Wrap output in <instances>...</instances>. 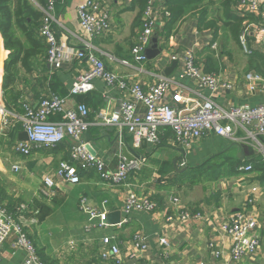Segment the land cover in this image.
Wrapping results in <instances>:
<instances>
[{
	"label": "crops",
	"instance_id": "obj_1",
	"mask_svg": "<svg viewBox=\"0 0 264 264\" xmlns=\"http://www.w3.org/2000/svg\"><path fill=\"white\" fill-rule=\"evenodd\" d=\"M29 1L38 10L46 3V0ZM85 1L55 0L54 15L57 23L54 30L59 43L81 49L82 41L87 40L79 26L77 15L78 6ZM164 1L157 0L159 4L152 8L156 28L147 47L151 49V41L156 38L160 54L152 60L147 59L143 64H136L132 62L130 49L141 30L137 0H105L102 8L109 14L110 29L106 34L90 40L92 52L105 67L144 89L154 86L160 79H169L168 102L180 110L199 104L205 98H211L221 107H254L264 104V96L258 90L249 92L244 81L246 73H255L246 69L248 57L258 54L264 58V48L249 37L251 54L245 55L240 44H235L231 37L222 31L229 26L222 17L225 4L229 3V15L244 16L238 8V0H204L201 6L179 20L169 34L162 30L170 20L169 13L163 7ZM203 8L207 12V21L215 19L218 22L216 26L219 32L215 39L212 30L198 29L199 12ZM262 12L264 6L261 12L253 17V22L260 20ZM35 24L38 27L40 20ZM262 38L264 40V35ZM236 48L242 52L244 58L240 68L234 64L233 54H237L234 52ZM189 50L193 52L195 66L200 67L203 74L213 75L218 81L230 84L231 89L218 88L212 91L208 86H200L194 77L185 75V55ZM8 57L9 52L4 49L0 34V105L12 114L8 115L7 125L3 132H0V203L12 214L15 222L22 225L43 263L116 264L112 257H100V239L113 236L111 243L117 245L120 250L117 257L119 264H264V220H261L257 208V205L261 204L259 199L264 194V183L259 181L257 175L239 174L233 178L192 188L179 187L174 176L177 172L175 168L180 170L187 166L202 165L223 153L232 142L210 135L192 142L185 152L174 142L169 130L161 129L159 146L147 145L139 150L134 149L139 157L135 159L141 162V169L131 173L132 175L129 174L122 184L103 181L95 170L81 172L76 166L78 179L65 182L56 176L59 164L71 158L65 146L38 148L26 156L15 151L17 142L27 141V137L24 140L21 122H18L22 115V104L28 102L36 105L46 94V88L50 87L66 99L68 108L84 103L89 108V119L94 120L101 109L106 113L114 111L119 102L125 99V94L115 88L107 90L103 81L92 79L93 89L90 92L69 97L74 79L88 68L86 58L65 62L59 70H53L47 63L46 54L37 56L32 59L30 71L20 62L8 67L9 75L15 74L12 80L4 69ZM122 59L128 60L131 67L121 65L118 61ZM209 60L212 61V67L209 72H205V69L209 68ZM16 96V104H13L11 101ZM49 119L57 121L59 116H50ZM241 132L244 133V130L237 129L236 135L243 137L240 136ZM169 133L171 135L167 136ZM82 138L87 146L95 151L96 158L104 163L108 171L116 170L121 162L120 157L124 158L121 151H115L114 145L123 146L128 143L132 147L131 136L123 126H91ZM257 139L259 144L264 146V137L259 136ZM240 144L242 151V145L245 147L244 161H248L250 155L254 154L264 159V154L258 152L251 141ZM161 146L172 149L163 159L156 155ZM236 149L237 157L239 150ZM15 165L18 166L17 172L12 170ZM163 165L166 166L168 175L173 174L170 178L164 174ZM47 177L52 178L56 185L50 195L45 197L41 194V188L44 178ZM246 182L254 185L249 186ZM129 192L152 199L157 206L156 211L151 215L131 212L127 223L121 227L87 226V217L79 207L80 199L84 198L91 208L102 209L106 206L109 214L120 211L121 220L125 217L122 214V206ZM233 192L240 194V198L232 205L225 196ZM55 198H61V201L55 203ZM172 198H178L181 209L198 212L201 217L181 221L176 216L177 209L171 206ZM36 202L51 209L42 221L36 218ZM21 206L23 209H20ZM235 212L257 217L261 239V246L255 255L239 261L230 258L231 238L218 229L219 225ZM168 215L174 216L170 222L166 221ZM136 236L144 243L145 250L137 252L133 257L131 253L136 250L132 244ZM160 237L165 239L166 246L159 245ZM209 244H213L215 249L220 251L219 257L213 255ZM0 253L1 264H22L25 257V252L16 245L14 234L4 242Z\"/></svg>",
	"mask_w": 264,
	"mask_h": 264
},
{
	"label": "built area",
	"instance_id": "obj_2",
	"mask_svg": "<svg viewBox=\"0 0 264 264\" xmlns=\"http://www.w3.org/2000/svg\"><path fill=\"white\" fill-rule=\"evenodd\" d=\"M105 0H86L77 8L79 26L87 36L82 41L81 49H74L61 44L55 36V25L57 20L54 15L55 0H46L43 8H40L42 18L40 20L39 35L43 38L47 47V63L53 70H59L65 62L86 58L88 68L81 71L74 79L69 90V97L84 95L93 89L92 79H100L107 90L115 88L123 94L125 99L119 102L117 108L106 113L101 109L94 120L89 119V108L84 103H78L72 108L67 107L65 98L56 94L50 87L46 88V94L42 96L36 105L24 102L22 104V115L18 118L21 128L27 136L26 142H17L14 149L21 155H28L32 150L38 148H54L65 146L69 155V161L61 162L56 169V176L65 182L78 179L75 166L81 172L95 170L99 177L106 182L122 184L129 174L141 169L138 159L126 161L120 157L121 162L114 171H108L104 163L89 151L87 143L83 140V134L91 126L115 127L123 126L131 136L132 148L139 150L142 146H158L160 132L169 130L174 142L186 152L192 142L210 135L219 136L230 142L243 143L251 141L255 144L258 152L264 154V146L259 144L258 137H264V104L249 107L245 105L221 107L211 98H205L201 103L184 110H180L169 104L170 80L160 79L154 86L144 89L139 84L129 79L118 76L109 71L104 63L92 52L93 46L90 40L94 37L106 34L110 29L109 14L103 10L102 4ZM157 0H147V7L141 16V30L137 41L130 49L132 62L143 64L147 58L145 50L150 44L151 36L156 28V20L152 15V8L157 6ZM264 6V0H239V10L244 14L257 15ZM264 12L256 23H243V29L239 36V44L245 55L251 54L248 38L252 37L255 42L264 48ZM123 66L131 67L128 60L118 61ZM184 74L194 77L200 86H208L212 91L218 88L231 89V85L218 81L213 75L203 74L201 68L195 66L194 56L191 50L185 55ZM245 86L249 92L258 90L264 96V78L253 72L244 75ZM107 95H105V98ZM179 100L178 97H176ZM8 115H12L0 105V132L7 125ZM58 115L57 121H51L50 116ZM244 130V137L236 135V130ZM184 165V164H182ZM12 170L17 172L18 166ZM251 170L250 165L240 166L239 174H246ZM52 178L43 180L41 194L45 197L50 195L55 187ZM171 206L176 210V216L181 221L188 219H199L200 213L184 210L179 207L178 198H172ZM105 201L103 204L105 205ZM79 207L87 217V226L106 228L107 224L106 206L102 209L89 207L85 199L79 201ZM23 209V206L20 207ZM157 209L156 204L148 197L129 192L123 202L122 214L125 217L115 225L121 227L127 223L131 212H143L151 215ZM174 218L168 215L166 221ZM218 229L231 238L230 258L239 261L248 256H254L261 246L258 234L257 217L251 214L235 212L227 220L223 221ZM15 235L16 245L25 252L22 264H45L36 253L35 247L29 240L22 225L15 222L11 213L7 212L0 203V250L4 242ZM113 236H104L100 239L102 251L100 257L107 259L112 257L119 264L117 257L120 250L117 245L112 244ZM159 245L166 246V241L159 238ZM132 247L136 250L131 253L135 257L137 252L145 250V245L139 236L133 240ZM215 257L220 256V251L213 244L208 246ZM2 256L0 253V264ZM202 264V263H200Z\"/></svg>",
	"mask_w": 264,
	"mask_h": 264
},
{
	"label": "trees",
	"instance_id": "obj_3",
	"mask_svg": "<svg viewBox=\"0 0 264 264\" xmlns=\"http://www.w3.org/2000/svg\"><path fill=\"white\" fill-rule=\"evenodd\" d=\"M203 1L204 0H165L163 7L165 11L169 13L170 20L165 27H163V32L168 34L171 33L173 26L190 12L201 6ZM137 5L140 8V16H142L143 11L147 7V0H137ZM228 9L229 3L224 5L222 13L225 24L229 26L228 28H223L222 31L226 33V35H229L235 44L238 45L243 23L245 21L249 23L256 22H253L255 20L253 15H229V12L227 13ZM206 15V9L203 8L199 12L198 29L199 31L212 30L215 39V36L219 32V28L216 26L218 22L215 19L207 21ZM41 18V11L36 9L29 0H0V34L3 39L4 49L9 52V57L4 66L9 79L14 80L13 76L15 74L9 75L8 67H12L20 62L26 70L30 71L32 68V59L37 56H45L47 53L46 44L39 35L40 25L37 27L35 24V22L41 20ZM226 20H229L227 21L229 23H227ZM211 62V60L208 61L209 68L205 69V72H209L211 69ZM247 62V71H255V74L264 78V58L261 55L254 54L248 57ZM17 97L18 96L11 101L13 104H16ZM166 135L170 136L171 134L169 133ZM242 147L245 153V147L243 145ZM235 150H237L236 147H233L202 165L194 167L187 166L184 171L176 172L174 176H176L175 178L178 182V186L192 188L193 186L204 183H212L222 179L233 178L239 175L237 170L240 166L244 165H250L251 170L248 174L257 175L259 181L264 183V159L260 155L254 154V156L250 155L248 161H240L236 157ZM162 170L164 174L168 175L169 172L166 170V166L163 165ZM172 175H168V177L170 178ZM57 201L60 202L61 198H55V203ZM35 205L38 208L36 218L38 221H42L51 212V209L39 202H36Z\"/></svg>",
	"mask_w": 264,
	"mask_h": 264
},
{
	"label": "water",
	"instance_id": "obj_4",
	"mask_svg": "<svg viewBox=\"0 0 264 264\" xmlns=\"http://www.w3.org/2000/svg\"><path fill=\"white\" fill-rule=\"evenodd\" d=\"M144 53H145V56H146V58L148 60H152V59H154L156 56H158L160 54V49L158 48V44H157V39L156 38H154L151 41V49H146ZM23 134H24L23 135L24 136V140H26L25 139L27 137L26 133L23 132ZM233 147H236L239 150L238 155H237V159L240 160V161H244L243 151H242L240 143L232 142L225 149V152L230 150ZM88 149L93 155H96L95 151L92 148L89 147ZM114 149H115L116 152L121 151V153H122V155H123V157L125 158L126 161H131V160H134L135 158H139L137 156V153L135 152V150L128 143L123 144V146H119V145L115 146L114 145ZM174 164H175V162H174ZM174 168H175V165H174ZM186 168L187 167H183L180 170H177V168H175V171H177V172L178 171H184ZM120 218H121L120 211L113 212V213L107 215V221L106 222L109 225H115V224H117L120 221Z\"/></svg>",
	"mask_w": 264,
	"mask_h": 264
},
{
	"label": "rangeland",
	"instance_id": "obj_5",
	"mask_svg": "<svg viewBox=\"0 0 264 264\" xmlns=\"http://www.w3.org/2000/svg\"><path fill=\"white\" fill-rule=\"evenodd\" d=\"M219 46V45H218ZM238 47V46H237ZM233 48H235V46L233 47ZM214 50V49H213ZM234 52L235 53H237V54H233L234 55V64L236 65V67H238V68H240L241 67V65H242V63L244 62V58H243V56L241 55V53H240V51L236 48L235 50H234ZM232 53H233V51H232ZM240 136H243L244 137V133H240ZM161 144V143H160ZM159 144V145H160ZM158 145V146H159ZM172 149H168V148H165L164 146H161V147H159L158 148V151L156 152V155L157 156H159L161 159H163L164 157H166V155H167V153L169 152V151H171ZM249 186L250 185H254V184H251L250 182H246ZM238 193H235V192H233V193H231V194H229V195H227V196H225V199L228 201L229 200V202H231V204L233 205V204H235L236 202H238L239 201V198H240V194L239 195H237ZM261 196V195H260ZM180 198V197H179ZM259 200H261V204H260V206H258L257 205V208H258V212H259V214H260V218H261V220H264V194L262 195V197H260V199Z\"/></svg>",
	"mask_w": 264,
	"mask_h": 264
}]
</instances>
